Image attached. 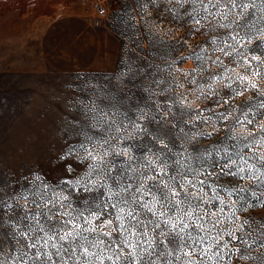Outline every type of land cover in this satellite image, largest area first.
I'll use <instances>...</instances> for the list:
<instances>
[{
  "label": "rangeland",
  "instance_id": "374dc122",
  "mask_svg": "<svg viewBox=\"0 0 264 264\" xmlns=\"http://www.w3.org/2000/svg\"><path fill=\"white\" fill-rule=\"evenodd\" d=\"M96 1L107 12L99 25ZM105 149V163L92 170L99 159L89 152ZM194 173L206 183L191 190L217 197L200 204L216 214L205 222L225 218L217 229L244 241L224 235L228 247L207 264H264V0H0V196L12 205L0 207L4 264H32L21 253L35 250L16 235L23 225L9 221L26 203L39 212L33 199L55 201L53 212L69 202L84 209L92 198L111 203L104 185L115 188L109 177L118 174L134 191ZM21 192L28 201L17 202ZM137 211L160 223L156 232L149 225L157 242L170 228L164 220L178 215L167 209L157 221ZM114 217L107 207L101 220ZM56 219L69 218L49 223ZM177 255L160 264H182Z\"/></svg>",
  "mask_w": 264,
  "mask_h": 264
},
{
  "label": "snow or ice",
  "instance_id": "6c2138e0",
  "mask_svg": "<svg viewBox=\"0 0 264 264\" xmlns=\"http://www.w3.org/2000/svg\"><path fill=\"white\" fill-rule=\"evenodd\" d=\"M233 6L235 7V4ZM248 122L251 123V121ZM88 138L91 139V137ZM106 142L104 141V143ZM97 146L102 147L100 144ZM85 151L88 150L85 149ZM107 155V149L97 156H93L89 152V156L93 160L99 159V163L94 164L92 170L100 168L105 163L104 156ZM227 158L232 160V156ZM244 163L246 164L247 161ZM248 167L251 169L253 166L248 165ZM164 171L165 168H161V172ZM189 171L192 172L190 167ZM243 172L244 169L240 168L239 173ZM239 173L227 172L224 174L239 176L240 179H244ZM196 175L199 174L194 173L193 179L182 176L174 184L161 181L160 184L163 187L160 189V194L157 195L156 192L152 191V188H160V184L154 183L149 187L146 183H141L133 191L132 185L120 183L121 177L118 174L116 177H109L115 180V188L107 184L104 185L109 193L110 204H102L92 198L93 203L85 201L87 207L84 209H72L69 202L67 204L61 203V208L69 209L68 211L58 209L53 212L52 207H48V205L51 203L55 207V201L50 202L45 199L44 203L41 204L33 199L30 203H34L41 210L29 213L26 203L22 209L24 215L14 217V223L10 220L9 224L13 227L23 225L22 228H17L16 235L25 241L24 248L35 250L31 256L27 252L21 253L22 256L28 257L32 264H68L65 256L69 259L74 258L73 264H104L105 259L111 264H160L161 256L170 257L173 253L180 254L176 256V260L181 261L182 259V264H202V258L203 264H207V260L216 261L220 257L221 248L228 247L229 242H225L223 245L219 243L224 235L231 236L233 239H240L241 242L244 241L242 236L236 237L234 235L235 229H217V226L222 224L225 218L217 220L209 218L205 222L206 217L216 214L201 209L200 204H210L211 200L217 199V197L204 199L206 193L204 196H198L197 191L191 190L196 189L197 183H206V181L197 180ZM249 178L255 179V174L253 173ZM155 180L156 177L153 176L145 178V181ZM172 180L175 181L176 177H172ZM2 191L3 189H0V192ZM198 191L202 192L203 190L201 188ZM36 195H40V193H33V196ZM147 196L151 197L150 201L142 200V197ZM113 197L118 199H112ZM9 199L12 198L9 197ZM21 199L28 201V195L21 192L17 202ZM67 199V197L60 198L61 201ZM220 203L223 205L224 201L221 199ZM157 205H160L159 209ZM137 206L151 213L153 217L157 218V221L161 217L167 216V209H174L178 214L164 220V224L170 226L168 231L157 232L158 236L164 238L163 240L157 242L149 232V225L152 226L151 231L156 232L157 229H160V223L142 219L141 214L137 211ZM0 207L11 209L12 205L5 202L4 196H0ZM107 207L115 209V217L101 220V215ZM220 211L223 212V208ZM86 212L87 215H85ZM234 213L235 209L226 218L229 222H234ZM41 217L45 219L42 220ZM56 217H68L69 219H56L55 223H49ZM81 220L83 223L79 222ZM25 221L28 223L25 224ZM96 221H100V223H96ZM247 223L248 221H244L243 224L237 225V228L242 230L244 224ZM69 225H71L70 228ZM192 225H195L197 230L185 233V230ZM4 226V221L0 218V228ZM214 229L216 230L215 233ZM181 233H185V235H181ZM161 245H163V250L158 253L157 249ZM213 248H216L215 252L212 251ZM154 255L156 256L155 259H153ZM193 257L197 258L193 259ZM0 264H4V261L0 260ZM23 264H27V260ZM167 264H173L172 260L169 259Z\"/></svg>",
  "mask_w": 264,
  "mask_h": 264
},
{
  "label": "built area",
  "instance_id": "2783aa9c",
  "mask_svg": "<svg viewBox=\"0 0 264 264\" xmlns=\"http://www.w3.org/2000/svg\"><path fill=\"white\" fill-rule=\"evenodd\" d=\"M94 9H95L96 14H97V19H96V21L94 23H95V25H99L100 24V21L103 18L106 17V14H107L106 8H105V6L101 2L96 1L94 3Z\"/></svg>",
  "mask_w": 264,
  "mask_h": 264
}]
</instances>
